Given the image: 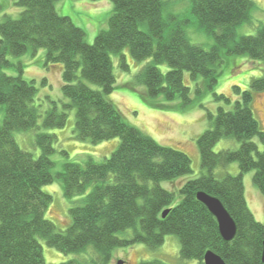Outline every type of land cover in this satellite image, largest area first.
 Listing matches in <instances>:
<instances>
[{
	"label": "trees",
	"instance_id": "trees-1",
	"mask_svg": "<svg viewBox=\"0 0 264 264\" xmlns=\"http://www.w3.org/2000/svg\"><path fill=\"white\" fill-rule=\"evenodd\" d=\"M58 1L14 0L22 12L17 18L6 15L0 22V111L4 110L0 120V264H47L42 241L67 255L93 247L97 257L92 263L109 264L116 248L140 243L156 249L168 235L178 237L183 260L204 264L206 253L213 251L226 264H263L264 224L248 206L244 175L254 172L253 183L264 195V151L255 142L258 139L264 145V132L251 107L254 95L264 93V76L251 80L248 90L235 86L239 98L232 110L219 107L215 116L208 114L210 128L198 139L206 173L181 181L178 191L167 190L161 183L173 184L191 175L190 157L161 146L128 124L107 99L117 83L111 56H120L119 66L129 72L123 54L127 48L138 63L151 59L136 76L147 97L163 96L169 102L180 98L182 108L194 100L185 84L186 72L197 83L196 95L201 97L214 91L225 56H247L264 64V24L258 26L256 35L238 37L237 33L240 25L252 22L255 3L190 0L199 28L215 40L206 49L189 39L184 28L187 20L164 18V0H110L114 10L108 28L99 32L93 44L87 43L86 32L71 18L58 14ZM41 49L46 51V67L62 65V92L69 101L61 109L52 101L43 118L42 106L36 104V81L23 79V65L12 61ZM164 64L167 73L159 68ZM9 69H18L19 75L8 74ZM200 78L203 82L198 83ZM92 84L100 89H93ZM215 97L231 103L223 94ZM73 109L76 140L97 145L119 138L121 143L102 163L93 158L84 164L66 163L54 175L52 157L58 137L44 131L64 128ZM16 131H35L38 156L19 146ZM231 137L240 143L237 151H214L218 142ZM233 163L239 165L238 175L217 178V169ZM56 180L67 199L82 197L70 209L72 222L66 230H59L45 217L53 197L44 188ZM200 191L219 198L236 222L233 241L221 237L217 220L197 199ZM129 229L135 230L133 239L117 237Z\"/></svg>",
	"mask_w": 264,
	"mask_h": 264
},
{
	"label": "rangeland",
	"instance_id": "rangeland-1",
	"mask_svg": "<svg viewBox=\"0 0 264 264\" xmlns=\"http://www.w3.org/2000/svg\"><path fill=\"white\" fill-rule=\"evenodd\" d=\"M164 1L166 3L163 13L164 18L168 20L171 17H176L178 20H187L188 23L184 28L193 44L202 45L206 49L215 44L214 38L199 28L197 20L191 12L192 4L190 0ZM252 1L255 3L251 13L252 22L238 27V37L256 35L258 26L264 24V0ZM0 4L2 5L0 22H3L6 15L17 18L23 10L15 5L14 0H0ZM56 10L59 15L71 18L75 25L82 28L87 34V43L93 44L99 32L108 28V19L113 13L114 5L110 0H60L56 3ZM45 53L44 49L35 54L30 50L24 56L12 59L15 64L21 63L23 65V79L36 81L38 89L36 104L42 106V118L44 112L51 107L52 101H55L60 109L62 103L69 102L62 92V65L46 67ZM123 54L126 55V62L130 67V71H124L119 66L120 56L112 54L117 83L113 94L107 96V99L119 109L128 124L139 129L161 146L179 150L190 157L193 170L191 175L180 178L173 184L167 181L161 183V186L167 190L178 191L183 182L198 179L206 173L202 168L198 139L210 128L208 114L211 113L215 116L219 107L232 110L234 103L239 98L234 89L235 86L240 87L242 91L250 89L251 80L264 76V64L253 61L247 56H225L224 63L218 69L220 75L214 91L205 92L201 97L196 95L197 83L192 81L190 74L186 72L185 84L191 88L194 100L191 105L182 108L180 98H176L172 102L167 101L163 96L155 99L148 98L146 88L139 84L136 76L143 67L151 62V59L138 63L133 60L129 48L125 49ZM159 68L164 73H167L169 69L166 64L160 65ZM6 72L14 76L19 75L18 69H9ZM44 80H46V83ZM201 82H203L202 78L198 80V83ZM91 86L93 89H100L96 85L92 84ZM215 94L217 96L225 95L231 99V103L217 100ZM251 107L254 117L264 132V93L254 95ZM75 114V109L69 112L68 122L64 128L44 131L58 137L55 145L56 153L52 157L55 164L52 170L54 175L62 172L63 165L66 163L84 164L89 158H93L97 163H102L117 150L121 143L119 138L97 145L89 141L76 140L74 136ZM3 118L4 110H1L0 120ZM14 137L23 150L36 156L39 155L40 151L35 145V131H16ZM255 142L259 145L260 150L264 151L263 143L258 139ZM239 147L240 143L236 139L232 137L224 138L216 144L214 151L216 153L224 150L237 151ZM63 152H67L68 155L63 154ZM239 172L238 163H233L227 167L217 169L215 175L217 178H221L226 174L238 175ZM253 177L254 172L244 175L246 199L257 221L264 224V195L254 185ZM92 189L93 187L89 189V192ZM44 191L53 197V202L45 215L46 219L52 221L59 230H66L72 222L70 209L82 197L67 199L59 180H56L53 185L46 186ZM177 202H179V194H176V204ZM134 235L135 230L129 229L117 234V237L130 240L133 239ZM42 244L47 264H61L70 260L93 264L92 262L97 257L93 247H90L85 253L67 255L48 247L45 241H42ZM180 250L181 244L178 237L168 235L165 243L156 249H151L140 243L116 248L112 252V260L109 264H118L121 261L124 264H141L142 262L151 261H161L164 264H199L197 261L181 259Z\"/></svg>",
	"mask_w": 264,
	"mask_h": 264
},
{
	"label": "water",
	"instance_id": "water-1",
	"mask_svg": "<svg viewBox=\"0 0 264 264\" xmlns=\"http://www.w3.org/2000/svg\"><path fill=\"white\" fill-rule=\"evenodd\" d=\"M197 199L201 202L209 212L215 217L218 222L219 231L221 237L225 242H231L237 235V224L225 208L221 200L214 197L206 192L200 191L197 193ZM170 212V209L165 210L162 217L165 218ZM262 262L264 264V242H263V253ZM118 264H124L119 262ZM204 264H226L225 261L215 252L208 251L204 257Z\"/></svg>",
	"mask_w": 264,
	"mask_h": 264
},
{
	"label": "crops",
	"instance_id": "crops-1",
	"mask_svg": "<svg viewBox=\"0 0 264 264\" xmlns=\"http://www.w3.org/2000/svg\"><path fill=\"white\" fill-rule=\"evenodd\" d=\"M246 190V189H245Z\"/></svg>",
	"mask_w": 264,
	"mask_h": 264
}]
</instances>
